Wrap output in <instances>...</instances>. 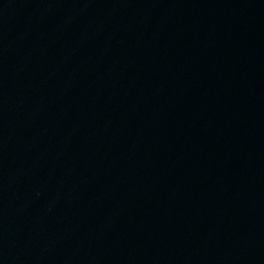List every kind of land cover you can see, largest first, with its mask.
I'll list each match as a JSON object with an SVG mask.
<instances>
[{
  "label": "water",
  "instance_id": "1",
  "mask_svg": "<svg viewBox=\"0 0 264 264\" xmlns=\"http://www.w3.org/2000/svg\"><path fill=\"white\" fill-rule=\"evenodd\" d=\"M264 104V0H228Z\"/></svg>",
  "mask_w": 264,
  "mask_h": 264
}]
</instances>
